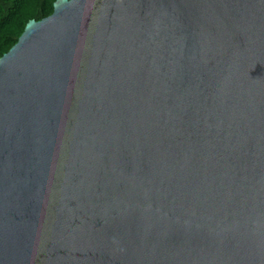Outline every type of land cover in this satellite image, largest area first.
I'll list each match as a JSON object with an SVG mask.
<instances>
[{"label": "water", "instance_id": "obj_1", "mask_svg": "<svg viewBox=\"0 0 264 264\" xmlns=\"http://www.w3.org/2000/svg\"><path fill=\"white\" fill-rule=\"evenodd\" d=\"M0 264H264V0H56L0 57Z\"/></svg>", "mask_w": 264, "mask_h": 264}, {"label": "trees", "instance_id": "obj_2", "mask_svg": "<svg viewBox=\"0 0 264 264\" xmlns=\"http://www.w3.org/2000/svg\"><path fill=\"white\" fill-rule=\"evenodd\" d=\"M56 0H0V57L15 45L31 19L54 11Z\"/></svg>", "mask_w": 264, "mask_h": 264}]
</instances>
